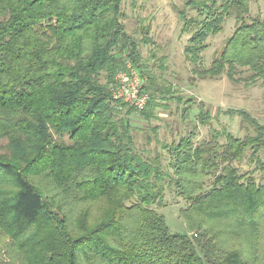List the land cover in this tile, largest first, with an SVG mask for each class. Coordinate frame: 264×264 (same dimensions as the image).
<instances>
[{
	"label": "trees",
	"instance_id": "trees-1",
	"mask_svg": "<svg viewBox=\"0 0 264 264\" xmlns=\"http://www.w3.org/2000/svg\"><path fill=\"white\" fill-rule=\"evenodd\" d=\"M122 1L0 0V264H264V123L229 109L250 132L212 130L200 143L188 132L161 144L166 157L137 149L132 113L155 117L156 95L172 89L142 70ZM183 1L196 67L234 18L203 77L264 78V17L249 15L251 0ZM127 62L147 74L141 110L111 96ZM246 157L256 165L242 172ZM166 185L196 235L171 232L155 209Z\"/></svg>",
	"mask_w": 264,
	"mask_h": 264
},
{
	"label": "rangeland",
	"instance_id": "rangeland-1",
	"mask_svg": "<svg viewBox=\"0 0 264 264\" xmlns=\"http://www.w3.org/2000/svg\"><path fill=\"white\" fill-rule=\"evenodd\" d=\"M182 8L183 0L122 1L125 29L139 41L142 70L156 74L157 83L169 85L172 89L166 98L156 95L155 100L162 104L154 109L155 117L148 120L137 112L131 115L136 148L144 150L148 156L160 152L166 157L161 144L170 143L188 132H193L195 143L209 140L212 130H226L236 136L250 132L249 124L241 115L229 112V109L245 110L264 123V78L250 84L245 78L248 73L242 68H238L236 74L238 81L230 80L226 74L203 77L197 70L210 65L215 52L232 33L234 18H227L222 31L207 38L208 47L202 53L199 67H196L184 55L190 34L182 30L183 22L178 13ZM187 12L188 16L195 15L193 10ZM249 15L263 18L264 0H251ZM144 75L147 76L146 73ZM199 102H203L210 113L208 124H201L197 119ZM185 108L187 114L184 115ZM2 144L4 140H0ZM260 158L264 161V150ZM255 165L246 157L239 166L243 172L252 170ZM261 175V170L257 169L255 176ZM184 205L185 201L166 185L163 204L155 209L164 216L171 232L196 235V232L188 230L179 214L180 207ZM0 257L8 262L2 253Z\"/></svg>",
	"mask_w": 264,
	"mask_h": 264
},
{
	"label": "built area",
	"instance_id": "built-area-1",
	"mask_svg": "<svg viewBox=\"0 0 264 264\" xmlns=\"http://www.w3.org/2000/svg\"><path fill=\"white\" fill-rule=\"evenodd\" d=\"M145 84L146 77L127 62L126 67L115 74L114 84L111 87L112 99L125 102L134 109L141 110L149 99V94L144 90Z\"/></svg>",
	"mask_w": 264,
	"mask_h": 264
}]
</instances>
